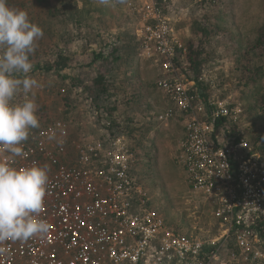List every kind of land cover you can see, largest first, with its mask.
Returning a JSON list of instances; mask_svg holds the SVG:
<instances>
[{
	"label": "built area",
	"instance_id": "obj_1",
	"mask_svg": "<svg viewBox=\"0 0 264 264\" xmlns=\"http://www.w3.org/2000/svg\"><path fill=\"white\" fill-rule=\"evenodd\" d=\"M176 1L128 0L127 7L137 19L140 56L161 69L157 87L170 102L157 122H182L176 160L218 235L183 234L166 222L137 182L139 150L126 137L78 141L68 122L55 119L32 129L22 145L27 155L15 158L16 167L49 166L40 213L49 231L0 243L8 250L0 264H229L225 254L264 263V151L228 138L241 105L206 101L196 81L181 73L188 47L172 16Z\"/></svg>",
	"mask_w": 264,
	"mask_h": 264
},
{
	"label": "rangeland",
	"instance_id": "obj_2",
	"mask_svg": "<svg viewBox=\"0 0 264 264\" xmlns=\"http://www.w3.org/2000/svg\"><path fill=\"white\" fill-rule=\"evenodd\" d=\"M203 1L179 0L172 16L187 47L197 42L199 26L212 31L210 59L203 65L199 81L209 87L205 92L209 98L241 105L236 127L245 136L242 139L254 144L252 138L260 136L261 121L251 107L264 93V56L248 55L247 51L255 45L264 24V0H215L210 5ZM63 2L72 5L66 18ZM127 2L47 0L48 5L43 6L36 0H8L10 7L26 11L31 22L44 33L30 56L33 69L28 74L40 84L33 89L40 125L43 121L64 120L72 126L78 141L123 135L130 146L139 150L137 182L148 193L151 206L174 230L215 238L217 228L200 199L190 193L188 174L176 160L178 136L174 139L169 125L155 121V102L160 97L156 83L162 76L153 62L140 56L133 36L137 37V19L126 8ZM76 3L82 10L80 28L64 22L71 15L76 18ZM49 10L53 14H48ZM119 36L124 40L117 39ZM60 51L71 56L73 63L60 73L48 71L46 63L57 58ZM99 53H104V58H96ZM246 66L257 69L256 81H248L250 70ZM100 73L111 77L118 87L117 95L109 102L105 97L95 99L88 91ZM24 99L21 91L13 103ZM105 104L118 109L111 115L104 110ZM221 258L229 264H250L243 259H231L228 254Z\"/></svg>",
	"mask_w": 264,
	"mask_h": 264
},
{
	"label": "clouds",
	"instance_id": "obj_3",
	"mask_svg": "<svg viewBox=\"0 0 264 264\" xmlns=\"http://www.w3.org/2000/svg\"><path fill=\"white\" fill-rule=\"evenodd\" d=\"M43 30L31 22L24 10L0 0V243H21L47 234L49 223L40 218L49 183V166L33 161L15 166V158L26 156L22 145L30 131L40 127L34 88L39 82L29 76L30 60ZM25 99L13 103L17 93ZM51 138V137H50ZM0 247V255L7 252Z\"/></svg>",
	"mask_w": 264,
	"mask_h": 264
},
{
	"label": "trees",
	"instance_id": "obj_4",
	"mask_svg": "<svg viewBox=\"0 0 264 264\" xmlns=\"http://www.w3.org/2000/svg\"><path fill=\"white\" fill-rule=\"evenodd\" d=\"M38 4L41 3V5L43 6H47V0H36ZM215 0H204L203 4L204 5H210V4H214ZM77 4V3H76ZM62 6H64V15L65 18L68 16L70 7H72L71 4H69V2H66V4L63 2L61 3ZM78 5V4H77ZM179 5V0L174 2L172 4V6L176 9L178 8ZM63 8V7H62ZM75 10H76V18L74 16L71 15L70 20H66L64 21L65 23L70 22L73 26H75V28H80V26L83 25V20L81 19V7L76 6L75 5ZM48 14H53L52 11H48ZM80 17V18H79ZM73 21V22H72ZM200 27V31L198 32L199 34L196 35V39L197 42H192L189 47H188V56H187V61H182L179 60L180 62L179 67H180V71L182 74H184L188 79L190 80H195L196 84L198 86L199 89H201L202 91H204V93L209 89V87L207 86H203L204 84H202L199 81L200 76L203 73L202 67L204 64H206L209 59H210V54L208 52V46L211 44V36H212V31L209 29V27L206 26H199ZM136 28V27H135ZM134 34V33H133ZM136 40L137 37L135 36V34L133 35ZM132 36V38H133ZM121 36H119L117 39L120 40ZM134 41V39H133ZM136 45L140 46L139 41L137 40ZM106 46H109V43H106ZM65 50V49H64ZM259 54L261 56H264V24L261 26V28L259 29L258 32V37L257 40L255 42V45L253 47H251V49H249V51H247V54ZM104 53H99L96 58L98 59H102ZM56 57L54 60L49 61L46 63L45 68L52 72H63L65 70H67L71 64L73 63V59L71 56L66 55L65 51H60L58 53H56ZM97 60V59H95ZM92 64V63H89ZM246 70H250L249 66L245 67ZM250 77L248 79V81H256V76H257V69L254 70H250ZM72 80V79H71ZM115 82L111 79V77H108L102 73H100L96 79L93 81V85L92 88H88V91L90 93V95H92L95 99H99L102 97H105V100L107 102H109V100H111L115 95H117L115 89L118 88L115 86L114 84ZM156 88L157 87V83H156ZM204 96V95H203ZM204 99L207 101V95L204 96ZM106 102V103H107ZM104 110L107 111V113L109 114H113L118 108L116 106L114 107H109L108 105H103ZM251 110H253V112L256 113V115L259 117L260 121H261V126L258 129V134L260 135L259 137L256 138H252V141H254V145H258L260 144V148L264 151V93L260 94V97L257 99V102L255 103V105L253 107H251ZM225 120L221 121V125L224 123ZM116 125V123H115ZM256 124H252V127L255 126ZM237 125H232L231 127H229L226 130V133L228 135V138L230 139H234L236 142H240L242 140V138H244L245 136L243 134H241L238 131V127H236Z\"/></svg>",
	"mask_w": 264,
	"mask_h": 264
},
{
	"label": "crops",
	"instance_id": "obj_5",
	"mask_svg": "<svg viewBox=\"0 0 264 264\" xmlns=\"http://www.w3.org/2000/svg\"><path fill=\"white\" fill-rule=\"evenodd\" d=\"M126 8L128 9V7H127V4H126ZM129 11V10H128ZM130 12V11H129ZM120 40L121 41H123L124 40V38L121 36V38H120ZM137 40L139 41V39L137 38ZM140 43V42H139ZM140 47V46H139ZM138 59H140L141 60V58L139 57ZM157 68V70L159 69L158 67H156ZM158 73H159V75L160 76H162V72H161V69H159V71H158ZM159 81V80H158ZM157 81V82H158ZM158 91H159V95H160V97H159V100H157L155 103H156V105H157V109H155V107H154V109H155V113H157V117L160 115V114H162V113H164L169 107H170V102L168 101V99H167V97H166V95L163 93V92H161L159 89H157ZM156 117V118H157ZM155 118V119H156ZM155 121H157V120H155ZM180 120L177 118H175V119H173V120H171L170 121V123L168 124L169 126H170V128H171V130L173 131L172 132V136H173V138L175 139L177 136H178V139L176 138V140L178 141H180L182 138H183V136H184V128H183V126L181 125V124H179L178 123V125H177V122H179ZM156 123V122H155ZM180 123H181V121H180ZM173 125H174V129H172V127H173ZM178 147H179V145H178Z\"/></svg>",
	"mask_w": 264,
	"mask_h": 264
}]
</instances>
